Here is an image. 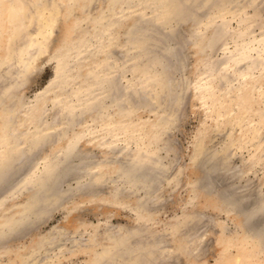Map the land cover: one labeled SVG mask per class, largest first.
I'll return each mask as SVG.
<instances>
[{"label":"bare ground","instance_id":"6f19581e","mask_svg":"<svg viewBox=\"0 0 264 264\" xmlns=\"http://www.w3.org/2000/svg\"><path fill=\"white\" fill-rule=\"evenodd\" d=\"M197 1L198 2L202 1V3L199 2V3H201V6H202L203 2H206V0H196V1H194V0H58L59 5L58 4H57L58 6L56 5V7L58 9H59V6H62V5L66 6L67 11H66V9H64L66 11V13H65V16H63V18H64V20H70V28L66 27V28H69L67 31L66 38L64 39V41L62 43H60L59 46L57 45L58 46L57 48L53 49L52 51H50L48 49V47H49V44L51 41L53 30L55 29L56 17L58 18V16L55 15V14L58 15L57 11L59 12V10H57L56 7H55V9H56L55 12L53 10L52 14H50L51 12L49 13V11H51V10L48 11V14L50 15V17H48V19L46 17L49 15L46 16L44 14L46 16V17L45 16L44 17H45V19H47V21L43 22V24L41 23L42 25L39 27V30H37V33H36L37 35L35 33H34V35L32 34L34 31L32 33H30L28 29L25 30V33H27V34H25V36H27V38L29 40H31V42H28L25 45V47L27 48V52H26V49L22 46V44H15L14 51H13L14 53L10 54V56L8 57V60H6V65L9 64L10 67L14 66V68H15L14 64H16V67H19V68H17L18 70H16V71H18V77L16 76L17 81H14V83L8 82L7 86L3 90L0 91V193H1L0 194V236H2L3 238H7V236L10 235L9 233H12L13 231L18 229L19 227H20L19 229H22L23 227H21V226H25L26 224L28 225V223L31 220L32 221L38 220L36 218H38L42 215L41 213H42L43 207H45V209H44V213H45V210L47 211L48 209H50V207L54 208L55 207L54 205H56L58 202H60V200H62L64 202L63 198L71 190L70 191L67 190L68 193L66 192V195L64 196L66 189H65V191L64 190L61 191L62 188L60 191H58V190L56 191V189L60 183H61V185H65V184H68L72 179L78 181V185L76 183L77 187H76L75 191L80 194V197L86 196V198L88 200L93 201V202L101 201L102 199H106V202H111L114 204H116V203L127 204V200L129 199L131 194L133 192L135 194L136 190L142 189L143 195L136 194V197H134L136 199V201H138L137 202L138 206L135 210V212L138 211L137 213H142L143 211L146 212V209H144V207L146 206L147 202L145 203V206H144V202H145L144 198L145 197L142 198V196H144L146 194L147 195L150 194V196H151V193H149V192H150L151 188H153L155 191L154 187H156L155 185L158 184V183H156V181L157 182H160L161 180H165L167 182L176 181V179L172 181V179L174 177L172 178V176H171L172 174L170 175V172H169L170 170H169V167L167 166L168 164L171 163L175 167L174 160L172 159V160H169L170 161L169 163H165V161H163L165 154L162 158L161 149H165L164 151H167V152L171 150V148H168L170 146L167 145L166 143L164 144V142H165V140H168L167 143L169 142L170 138L167 137L169 139H166V134L169 130H171V128L173 126L174 127L177 126L175 124V122L177 123L178 118H175V116H174V118L170 119L168 115H167V117L162 116L164 114L161 113L162 115L158 117L159 120L161 121L160 122L161 130L156 132L158 130V129H156L155 132L150 133L152 130L153 123H156L155 122L156 119L154 120V122L152 120H149V119H147V120L141 119L139 121L134 120L135 118L131 119L130 118L131 114L136 113V107H135L136 105L133 106L130 99H132V96H131L132 94L138 92V96H139L140 92H144V91H140V90L145 89V90H147V93L145 96H147V94H149V95L153 96L152 99L153 98H154V100L157 99V101L160 102V104L166 103V102H163L162 97L160 99L159 94H158L159 91H161V88L166 86L168 83L166 81L165 76L163 79V78H161L162 76L159 74L166 75V73H168L169 70H172L171 65L168 64L169 62L168 63L166 62L164 54L166 53L167 54L166 58L167 57H168V59L170 58L173 61L172 63L174 65L176 64V66L178 67L179 62L177 59H178V54H179V49H180L178 45H179L180 41L178 42L177 40L181 36L183 37V35H181L178 39H176L177 37H176L175 32H174L175 26L173 28V22H175V20L173 21V19L175 18V15L178 14V12L176 10L179 11L180 8H182L183 9L182 12L185 9L186 10L183 13L184 17H181V18L187 22L188 21L190 22V20L193 21L196 18V15H195L196 13L194 11H195V9L200 7V5L197 8L193 7V6L196 7V4H199ZM210 1H212V0H210ZM237 1L241 2L242 0H237ZM257 1L258 0H250L248 2H250V4H252V5H254L255 3H257ZM10 2H12V4L14 3V5L19 6L20 8L19 7L14 8L13 5H9ZM31 2L34 3L37 1L29 0V2L26 5L22 6L20 0H0V16L2 18L6 19L7 21H10L13 24V28H12L13 30H12V33L10 34L11 37H13V38L16 37V35L14 34V30L16 28H19V26H21L22 22L19 20L20 16L22 15V13L24 11L28 12V10L30 9V3ZM195 2H196V4H195ZM207 3H209L208 0H207ZM34 5H35V3H34ZM189 5L192 6V8ZM36 7L37 6H35L34 8H36ZM99 8H100V12H99ZM149 9L151 10L153 15H154V13H156L155 15H157V19L159 18L162 21L163 26L165 25L164 28L166 29L167 34L169 36H172V38L174 37L173 41L170 42V44L168 43L169 46L168 47L165 46V48H167V51L165 50L164 54L161 52L158 53L157 52L158 50L156 51V49H155L154 45H156L157 42L154 41L153 39H154V36L157 34H155L153 36L154 32H151L152 31L151 29L154 26H152V24H151V26L149 25L151 23V22H149L150 18H147V12L149 11ZM29 11H31V10H29ZM36 11L38 12L39 9ZM175 11H176V13H175ZM225 11L226 10L222 8V10L220 12H218V13L215 12V14L213 13L214 15H213L210 23L209 24L206 23L207 24L206 34L204 33L203 35H201V34L199 35L198 31L200 32V28L198 30L195 23L190 25V28H189L190 35L195 36L196 39H199V38L201 39L203 37H205L203 39L208 38L210 45H212L211 43L218 41V39H220V37L222 36V33H224L225 31H224V28L222 26H220V24L217 25V23H219V19L224 18V14L226 13ZM53 13H55V14H53ZM229 15H231V14H229ZM229 15H226V16H229ZM36 16H39V15H36ZM134 16H138L139 20L137 22L134 21L133 26H128L127 21ZM231 16L234 17L233 15H231ZM250 16L251 15H248V17H246V19L242 20V22L238 21L239 22V29H243L246 25V30H248L247 25L249 24L248 22L251 20ZM29 17H30V14H29ZM44 17L40 16L38 18H40L42 20ZM33 18H35V17H33ZM181 18H179V16H177L176 20L177 19L179 20ZM210 18H211V16H210ZM242 18H244V17H242ZM45 19H43V21H45ZM153 19H154V16H153ZM135 20H136V18H135ZM151 20L152 19H150V21ZM40 22H42V21H40ZM37 23L39 24V22H37ZM61 23H62V21H61ZM63 23H64V21H63ZM152 23L155 24L154 21H152ZM157 25H161V22H160V24L158 22ZM157 25H155V27ZM201 25H203V24L201 23L200 26ZM250 25L251 24H249V26ZM176 28H178V27H176ZM227 28H228V25H227ZM20 29H21V27H20ZM60 29H61V27H60ZM165 29H163L164 32L162 31L163 32V38L164 37L168 38L167 37L168 35L165 36V34H166ZM249 29H250V31H248L245 35L242 33L243 32L242 30H240L237 35L235 34L236 36L234 35L235 41L233 43L235 44L236 47H240L238 50L239 53L229 55L228 61L224 64V68L222 67L223 72L220 71V69L218 68L219 67V66H217L218 60H216L214 58V55L212 54V52L209 55V57L207 59H205L204 61H199L200 58L197 57L196 55L194 56V62L195 63L200 62L197 64L200 67L197 68V71L194 75H193V73L191 74V77H190L189 70L188 69L186 70L184 68L185 71H183V72L187 74V80H186V76L184 75L185 81H183V83H180V84L178 83L179 84V87H178L179 88L178 89L179 95H178V98L175 97V99H177V105L174 104L176 107L181 108V106H182L181 104L186 99L185 93H187V91H190L192 93L191 96L193 97L194 101H196L197 104L199 103V104H202V105L204 104L207 106L208 103L210 101H212V99H213L212 97L215 96V93L217 95L218 92L220 93V100H222L225 103L227 100H229V98H227V96L230 95V94H228V91L231 89L230 87L228 88V86H227L228 83H226L229 81V79L227 81V76H228L227 74L230 70H231V72L235 73L238 77H241L239 79L238 85L235 88L236 96L238 99V100H235L236 104H238V101H239V103H241V102L244 103V100H246L248 98L247 96H251V97L256 96L258 89L261 90L259 88L260 84L264 85L263 77L260 78L264 74L262 72L260 75H252V74L249 75V73L247 71L250 69L248 65L253 64L252 66H254V64L256 63V61L254 60V58L256 56L252 59L254 51L255 50L260 51V49L262 48L261 51L264 52V37H258L256 39L253 35L254 33L252 31V27H249ZM55 31H56V29H55ZM62 32H63V28H62ZM38 33L41 35H39ZM136 33H138V35L140 34V37L137 36ZM160 33H158V34H160ZM177 33H179V31ZM244 33H245V31H244ZM225 34H224V36H225ZM121 35H126L127 42H126V45H124V46L126 48L130 49V52H133L132 50H135L134 49L135 47H140V46L141 47H140V51L138 53H130L127 50L128 52H126V54L123 52L119 57V58H121L120 60H122L123 57H126L125 58L126 61L124 59L126 64H124V65H127V68L129 69L127 71L128 72L131 71L133 74V77H131L132 78L131 82L129 80H127V81H129V83L127 85L128 87L126 86L128 89V92L126 95H124V98L121 99L122 102L121 101L117 102V100H119V99L117 98L115 90H116V87L118 86V83L121 82V79H123L126 76L123 73L127 69V68L125 69V66L122 65L123 63L121 64L119 62L120 60H118V58L114 52V50H116L117 46H118V37H120ZM177 35H179V34H177ZM224 36H222L223 39H224ZM157 37L159 38L162 36L158 35ZM158 38H156V39L158 40ZM172 38L170 37V39H172ZM222 38H221V40H222ZM11 40H13V39H11ZM55 41H57V40L55 39ZM153 41L156 42V44H154ZM198 44L196 46H198ZM190 45H191V43H190ZM194 45H195V43H194ZM204 46H202L203 47L202 49L206 48V47L204 48ZM198 47H200V46H198ZM222 48L223 49L225 48L224 44L222 45ZM20 49L21 50L23 49L22 53L26 52L23 59L19 58L20 57V55H19ZM136 50H137V48H136ZM136 50L134 52H136ZM200 50L201 49H199V51ZM31 51H33V53ZM214 51H216V48L214 49ZM203 52H204V50H203ZM16 53H18V54H16ZM127 53H129V54H127ZM259 53H261V52H258V54ZM41 54H46L47 55L46 59L48 61L54 62V64H55L54 72H53L52 77L49 79L48 83L42 88V90L39 93H37L36 95H34V97L32 99H28L25 96V94L23 93V89L31 81L33 72L35 70L34 68L37 66V65L35 66V61L38 59V57H40ZM17 55H18V58H16ZM143 58H144V60H143L144 65H142L143 64L142 63ZM197 59H198V61H197ZM17 60H18V64H17ZM176 60H177V63H175ZM121 62H123V61H121ZM154 65L160 66V69H158V70L153 69ZM221 65H223V64H221ZM262 65L260 64L259 67ZM139 66H142V69H140V68L138 69L137 67H139ZM262 68H264V65L262 66ZM255 69H256V67H255ZM9 70H10V68H9ZM16 75H17V72H16ZM12 77H15V76H12ZM9 78H8V80H10ZM16 78H15V80H16ZM180 78H181V76H180ZM228 78H229V76H228ZM219 79L222 80V84H223L221 89H218L217 86L216 87L214 86V85H216V81ZM225 79H226V81H225ZM175 80H176V78H175ZM158 81H159V84H156V82H158ZM176 81L174 82V84H176ZM12 82H13V80H12ZM178 82H181V81H178ZM189 83H191L190 87H188ZM4 84H5V82H4ZM153 84H156L158 86L153 85ZM178 84H177V86H178ZM175 87L176 86H174V88ZM170 92L171 91H169V93L167 92L165 94L171 95L172 93H170ZM154 93H157L158 95L157 94L153 95ZM263 93H262V95H263ZM141 95L143 96V94H141ZM149 95L146 99L149 98ZM174 95H175V93H173L172 96H174ZM130 96H131V98H130ZM142 96H141V98H143ZM231 97H233V95ZM163 98H164V95H163ZM166 98H170V96L166 97ZM172 98H174V97H172ZM262 99H263V97H262ZM143 100L145 102V99H143ZM150 100H151V98H150ZM154 100H152V101H154ZM129 101L131 102L132 105L130 104ZM132 101H133V99H132ZM161 101H162V103H161ZM164 101H165V99H164ZM155 102H156V100L154 101V103ZM119 103H122V107L119 106V105H121ZM157 104L159 105V103H155L156 106H158ZM211 104H212V102H211ZM233 104L234 103H232L231 105H233ZM123 105H124V107H123ZM152 105H153V103H152ZM117 106L119 108H121V110L116 109ZM156 106H153V108L155 107V110H156ZM159 106H161V105H159ZM163 106H164V104H163ZM209 106L210 105L207 106V109H210ZM50 107H52V110L54 109L56 111H54V110L51 111ZM107 107H108V109H107ZM112 107H114V110H113L114 112L110 116L109 110ZM165 107H167V106L165 105ZM182 107H184V106H182ZM224 107H226V104H224ZM180 108H178V109H180ZM170 109H173L171 112L174 111V108H170ZM218 109H220V108H218ZM260 110H261V108H260ZM111 111H112V109H111ZM217 111H219V110H217ZM226 111H228V108ZM255 112H257V111H255ZM166 113H167V111H166ZM174 113H176V112H174ZM134 114H133V116H134ZM177 115H178V113H177ZM58 117H59V121L62 119L60 121L61 123H59L57 121ZM63 117H65V118L67 117L66 118L67 120ZM156 117L157 116L155 115V118ZM47 118H48V120H50L49 122H48ZM77 118H79V120H77ZM221 118H223V117H221ZM239 118L241 119V118H243V116L239 117ZM245 118H246V116H245ZM55 119H57V120H55ZM63 119H64V121H63ZM174 119H176L177 121L174 122ZM65 120H66V122H65ZM218 120H220L219 117H218ZM157 122H159V121H157ZM252 122H254V120ZM62 123L64 125H66V128L61 129L60 133L57 134L56 138L55 137H54V139L51 138L52 137L51 133H53L52 131H56L57 129L59 130V128H61V126L63 125ZM92 125H93V127H91ZM157 125H159V124L157 123ZM217 125H216V128H217ZM241 126H242V124H241ZM176 128H178V126ZM216 128H213V129L217 130ZM225 129H227V128H225ZM248 131H251V130H248ZM230 133H232V132H230ZM230 136H231V134H230ZM108 137H110V138L108 139ZM155 137L157 139L153 140V138H155ZM232 137H233V135H232ZM119 141H124L127 145H125L124 147H121L118 144H116V143H119ZM173 141H171L169 143H172ZM84 143L88 144V146L90 145L91 148L93 147V150L94 149L99 150L100 155L95 157L96 154L91 153L92 149L82 148ZM120 143H122V142H120ZM129 144H133L137 148L135 147L134 149H132ZM162 144H164V145H162ZM172 144H174V143H172ZM211 144H213V143H211ZM243 144H242V146H243ZM198 145H200V144L198 143ZM105 147H109V148H105ZM171 147H172V145H171ZM201 147L202 146H200V148ZM202 149H203V147H202ZM148 150L152 151L155 156L152 155V157L151 156L149 157V154L148 155L146 154ZM211 150L208 152H210V153L213 152ZM197 151H196V153H198ZM214 151H215V149H214ZM216 151H218V150H216ZM216 153L218 154V152H216ZM216 153L214 152L213 154H216ZM216 155H214V156L216 157ZM128 156H131L132 159L127 160ZM198 156H199V153H198L197 157ZM201 156H202V154H201ZM201 156H199V158ZM194 157L192 158V161H196L194 159H198V158H196V155ZM203 157H204V155L202 156V158ZM211 158L212 159H210V161L213 160L214 157L212 156ZM176 159H177V156H176ZM200 160H201V162L202 161L208 162L206 160H202V159H200ZM25 161H31L30 162L31 166H34L36 163L37 164L42 163V167L40 169H35L34 171H31L30 174L29 173L24 174L23 173V170H24L23 167H25L24 166ZM218 161H219V159H218ZM226 161H228V160H226ZM176 162H179V161H176ZM213 162H215V161L213 160ZM31 163H33L34 165H32ZM210 163H212V161ZM198 165H200V167H201L200 162L198 163ZM212 165H214V163ZM26 166H27V164H26ZM31 166H30V168H32ZM203 166H204V164H203ZM231 166H233V165H231ZM27 167H29V164ZM27 167L25 169H27ZM35 167H36V165H35ZM126 167H128V168H126ZM202 167H201V169H202ZM205 167L206 166H204V168ZM222 167H223V165H222ZM222 167H220V168H222ZM208 168L209 167L207 166V169ZM214 168H216V167L212 166V168H210L207 172L205 171L210 176L209 177L207 175L208 176L207 177L208 179H206L207 184H206V181H204V182L201 181V183H205V185H207V186H205V188L207 187V191H206L205 195L208 197L210 195H212V192L214 191V190L211 191V186L213 184H215V186H216V184L218 185V182H219L217 180L218 172H217V170H214ZM92 169H94V170L97 169V171H98L97 174L91 176L90 171ZM217 169H219V167ZM225 169H227L229 171V167L228 168L225 167ZM230 169H231V167H230ZM232 170H234V169H232ZM232 170H230V171H232ZM181 171H178V172L181 173ZM178 172H177V174H178ZM200 172H201V170H200ZM109 173L113 174L112 176L115 175L114 176V182L116 183L115 185L118 186L119 184H123L122 188H118V189L116 188L117 189L116 190L114 187L113 189H115V191H114L115 193L111 192V191L110 192L104 191L103 195H99V193H94L93 191H91V190L96 189L95 185L92 184L93 189L90 190V192H92V193L89 192V195L86 194L88 192L87 187H89L91 185L90 183H95V182L97 183L99 181L101 182L102 180L104 181V182L103 181L102 182L105 183L107 181V179L105 181V177ZM222 173H223V171H222ZM222 173H220V174H222ZM238 173H239V171H238ZM244 173H246V172H244ZM232 174H233V172H232ZM233 175H235V174H233ZM240 176L242 177V175H240ZM240 176H237V177H240ZM89 178H90V183H89L90 185L88 183H86L87 182L86 180H88ZM108 180H110V179L108 178ZM111 180H113V178ZM216 181H217V183H216ZM99 183H97V185ZM173 183H175V182H173ZM196 183H197L196 185H199L198 182H196ZM201 183H200V185L203 188V184H201ZM221 183H222V181H221ZM221 183H219V184H221ZM21 184H23V185H21ZM169 185H170V183H169ZM230 185L228 186V190H227V188L225 189L226 191L224 190L225 187H223L224 192H223V190H221L222 194L221 193L218 194V192H217L218 198H220L222 205L224 207L223 211H225L227 214H229L231 216L233 214H238V215L242 216L241 224L244 227V229L240 226L241 229L239 228V230L236 233L230 234V237H228L226 240L232 239V241H234V243L236 245L235 247H239V245L241 246V245L245 244V242H247V241L249 242L248 243L249 246L251 244H253V246H254V244H255L256 248L257 247L259 248L257 251L258 257L264 258V230L263 229L261 230L260 227L258 226V225H260L262 227L264 225V224L261 225V223L263 222V219H264V213H263V217H262V215H261L262 213L260 212V210H264V199L261 200L262 199L261 195L260 196L258 195L259 198L261 197L259 199V201L260 200L262 201L261 204L258 205L257 203H255L254 200L251 199L252 198L251 194H250L251 198L249 197L248 192H247L248 196L246 197V195L244 194V191L246 192L247 190L243 189V192H242L238 186L237 187H238L239 191L242 192V193H238V194H240V196L236 193V190H235V193L231 192V194L233 193L231 195L228 192L229 189H231V188H229ZM20 186H23V187H21L19 189L18 187H20ZM193 186L196 187L195 185H193ZM215 186L213 185L212 188L213 187L215 188ZM253 187H256V186H253ZM216 188H218V187H216ZM100 189H101V186H100ZM128 189H130V191L132 193L129 192ZM153 189H151V190L153 191ZM235 189H237V188H235ZM255 189H257V187L254 188V190H251V189L250 190L252 192L253 191L256 192ZM140 190H139V192H140ZM232 191H234V190H232ZM144 192H145V194H144ZM225 192H227L229 195H226ZM100 193H101V191H100ZM193 193H195V192H193ZM215 193H216V190H215ZM97 195H99V196H97ZM157 195H159V194L156 193V198L158 200H160ZM21 196L24 197V200L21 202H17L18 198ZM253 196H254V194H253ZM258 196H257V198H258ZM146 197L149 199L148 196H146ZM151 197H150V200H152V198H153V197L152 198ZM254 198H256V197H254ZM192 199H194V198H192ZM81 200H83V199H81ZM155 200H154V203H157V202H155ZM83 201H85V200H83ZM259 201H258V203H260ZM131 203L132 202H129V204H131ZM151 203H153V201ZM255 204H257L258 206H256ZM52 206H54V207H52ZM133 206H135V204ZM57 207H58V204H57ZM131 209H132V207H131ZM4 210L7 212V214H3ZM49 211H52V209ZM49 211H47V212H49ZM258 211L261 213L260 217H262V218H257V216L255 215V214H259ZM262 212H264V211H262ZM43 215H45V214H43ZM48 215H50V214H48ZM138 216H139L138 218L140 219V217L142 215L141 216L138 215ZM44 217L46 218V215ZM44 217L42 216V218H44ZM210 218H212V220H213V217H210ZM34 219H36V220H34ZM212 220H211V222H212ZM111 226L114 227V225H111ZM33 228H34V226H33ZM262 228H264V226ZM26 229H27V227H26ZM26 229H25V232L27 231ZM62 229L60 228L61 231H62ZM52 230H51V232H52ZM18 231H20V230H18ZM28 231H29V229H28ZM59 231H56V232L58 233ZM15 232H17V230ZM85 232L86 231H84V233ZM107 232H109V231H107ZM110 232H109V234H110ZM12 234L15 235L16 233H12ZM12 234H11V236H13ZM50 234L48 233V236H44L45 238H43V239H45V240H46V238L49 239ZM58 234H61V232H59ZM62 235H64V234H62ZM104 235H106V234H104ZM80 237L81 236H79V239H80ZM93 237L95 238L97 236L94 235ZM93 237H92V239H93ZM232 237H234V239ZM50 238H51V236H50ZM105 238H106V236H105ZM108 238H110V236ZM113 238H112V240L115 239V238L114 239ZM118 238H119V236H118ZM199 238H203V237H199ZM119 239H121V238H119ZM1 240H2V238L0 239V241ZM45 240L44 241L42 240V243L45 242ZM56 241H58V239ZM88 241H89V238H88ZM2 243H3L2 246H0V253L1 254L4 251L10 250L11 240L10 241L9 240H5V241L3 240ZM42 243L41 244L38 243L37 246H34V252L35 251L37 252V250L38 251L40 250V247H41L40 245H42L41 249L44 247ZM46 244L47 243H45V245ZM76 244L78 245V243H76ZM88 244H90V242ZM94 244H95V242H94ZM147 247L148 246H145V248H147ZM149 247H151V246H149ZM29 248H31V247H29ZM75 248H76V246H75ZM136 248H134L133 250H135ZM138 248L139 249H137V250H141L140 247H138ZM31 249H33V248H31ZM101 249H102V247H101ZM144 250H147V249H144ZM28 251L29 250H27L26 252H28ZM34 252H32L33 257L37 255V253L35 252L36 253V255H35ZM99 252H101V251H96L98 256H100ZM144 252H143V254H144ZM46 253H48V252H46ZM30 254H31V252H30ZM101 254H104V251ZM1 256H3V255H1ZM24 256L21 255V257L18 260L24 259ZM28 256H29V254H28ZM37 256H39V255H37ZM31 257L32 256L27 257L28 258L27 260L30 261L29 259ZM95 257H96V255H95ZM101 257H103V256L101 255ZM102 259H104V257ZM107 259H109V258H107ZM27 260L25 262H27ZM95 260H96L95 264L102 263L101 261H99L98 258ZM12 261H16V260L11 259L10 262H12ZM37 262H40V261H37ZM37 262H36V264H37ZM104 262L106 263V261H104ZM15 264H17V262ZM23 264H25V263H23ZM45 264H46V262H45Z\"/></svg>","mask_w":264,"mask_h":264},{"label":"rangeland","instance_id":"374dc122","mask_svg":"<svg viewBox=\"0 0 264 264\" xmlns=\"http://www.w3.org/2000/svg\"><path fill=\"white\" fill-rule=\"evenodd\" d=\"M20 1H21L22 6L26 5L29 2V0H20ZM33 1H37L38 3L34 2L35 3V5H34V3L31 2L32 4L30 3V9H29L31 11H29L27 9L28 12L24 11L25 13L23 12L24 14L22 13V15L20 16L19 20L22 22V24H21V26H19V28H16L14 30V34L16 35L15 38L10 36V34L12 33V30H13L12 29L13 24L10 21H7L6 19H4L0 16V91L3 90L7 86L8 82L14 83V81H17L16 76L18 77V71H16V70H18L17 68H19V67H16V64H14L15 68H14V66L10 67L9 64L6 65V60H8V57L10 56V54L14 53L13 51H14L15 44H22V46L26 49V52H27V48L25 47V45L28 42H31V40H29L27 38V36H25V34H27V33H25L26 29H28L30 33H32L34 31L32 33L33 35H34V33L36 34L37 30H39V27L43 24V22H46L48 17H50V15L48 14V11L51 10V11H49V13L51 12L50 14H52L53 10H54V12L56 9L59 10V12L57 11L58 15L53 13L56 16H58V18L56 17V22H55V29L57 32L55 31V29L53 30L51 41H50V44L48 47V49L50 51H52L53 49L57 48L60 45V43H62L64 41V39L67 36V31L70 28V20H64V18H63V16H65V13L67 11L65 5L59 6V9H58L56 7L57 4L59 5L58 0H33ZM194 1H196V0H194ZM248 1H250V0H245V1L242 0L241 2H239L237 0H212V1L208 0L209 3H207V0H206V2H203L202 6H201L202 1H199L201 3H199L197 1L199 4H196V2H195L196 7L195 6H193V7L197 8L200 5L201 8L198 7L199 9L197 8V9H195V11L193 10L196 13L195 14L196 18L194 19L195 21L190 20V22L189 21L187 22L181 18V17H184L183 13L186 9L183 12H182V10H183L182 8H180L179 11L176 10L178 12V14L175 15V18L173 19V21L174 20H175V22L177 21L176 23L173 22V28L175 26V30H176V31L174 30L175 35L177 37L176 39H178L181 35H183V37L181 36L177 40L178 42L180 41L179 45H178L180 49H179V54H178V59H177L179 62V65H178L179 68L176 66V64L174 65L172 63L173 61L170 58H169L170 60L168 59V57L166 58V55H167L166 53L164 54V51L165 50L167 51V48H165V46L168 47L169 46L168 43L170 44V42L173 41L174 37L172 38V36H169L167 34L166 29L164 28L165 25L163 26L162 21L159 18H158L159 20L157 19V15H155L156 13H154V15H153L150 9L147 12V18L152 19L151 21L149 19V22H151L149 25L151 26V24H152V26H154V27H152L151 32H154V34L152 33L153 36L155 34H157V35H155L156 37L154 36V39H153L154 41L157 42V44H156V42L153 41L154 44H156V45H154L155 49H156V51L158 50L157 51L158 53L161 52L164 54L165 60L167 63L169 62L168 64L171 65L172 70H169V72L166 73V75L159 74L162 76L161 78H163V79L165 76L166 81L168 82V83L166 82L167 85L164 86L163 88H161V91H159V93H158L160 99L162 97L163 102H166V103H163L164 106H163V104H160V102H158L157 99H155L156 100L155 103H159V105H161V106H159L157 104L158 106H156L154 103V101H155L154 98L152 99L153 96H151L149 94H147V96H145L147 93V90L141 89L140 91H144V92L139 91L140 97L138 96V92L131 95L133 101H132V99H130V100H131L133 106L136 105L135 106L136 107V113H135L136 115L133 113L134 116H133V114H131L130 118L131 119L135 118L134 120H136V121H139L141 119H146V120L149 119V120H152L153 122L156 119V121H155L156 123H153L152 130L150 133L155 132L156 129H158L156 132L161 130V125H160L161 121L158 118L159 116L162 115L161 113L164 114L162 116L167 117V115H168L170 119L174 118V116H175V118H178V121L176 119H174V122L175 121H177V123L179 122L178 124L175 122V124L178 126V128H176L177 126H175V127L173 126L171 128V130H169L166 134V139L170 138L169 142L174 140L172 142L174 144L169 143V142L167 143L168 140H165V142H164V144L166 143L167 145L170 146L168 148H171L172 151L170 150L167 152V151H164L165 149H161L162 152L160 151L162 158L165 154V157L163 158V161H165V163H169L170 162L169 160H172V159L174 160L175 167L171 163L168 164L167 166L169 167L170 175L172 174L171 175L172 178L174 177L172 179V181L176 179V181H173L175 183H173L171 181L167 182L165 180H161L160 182H157L155 180L156 183H158L156 185L154 184L157 188L154 187L155 191L153 188H151V189H153V191L150 189V192H149V193H151V196L153 198L150 196L149 193H148L149 195L146 194V195L142 196V198L145 197L144 198L145 199L144 206H145V203L147 202L146 206H145L146 208L144 207V209H146V212L143 211L144 212V213L142 212L143 214L137 213L138 211L135 212V210L138 206V203H137L138 201H136V199L134 198V197H136V194L143 195L142 189L136 190L135 194H134V192L132 193L130 191V189H128L129 192H131L132 194L129 197V199L127 200V204H121V203L114 204L111 202H106V199H102L103 200V201L101 200L102 202L101 201L93 202V201L88 200L86 198V196L80 197V194L75 191L76 187H77L76 183L78 185L77 180L72 179L74 182L71 180L68 184H65V185H61V183H60L59 184L60 187L58 186L56 191L57 190L60 191L61 188H62L61 191H63V190L65 191V189H66L65 194H64V196H65L66 192L68 193V191L71 190L63 198L64 202L62 200H60V202L57 203L58 207L56 204V205H54L55 207L52 206L54 208L50 207V209L47 210V211H49L52 209V211L47 212L45 210V213H44L45 207H43V210L41 213L42 215L40 217L36 218L38 220H36V219H34L36 221L31 220L28 223V225L26 224L25 226H21V227H23L22 229H19L20 228L19 227L18 229H16L18 233L15 232L16 230L12 232V233H16L15 235L12 233H9L10 235L7 236L8 239L0 236V239L2 238V240L0 241V246H2L3 240L4 241L5 240L10 241L11 240L10 250L4 251V252H2V254L0 253V264H15L16 262H17V264H23V263L26 264L27 262H28L27 264H29V263L32 264L33 262H34L33 264H36L37 261H40V262H37V264H39V263L45 264V262H46V264H95V261H96L95 259H97V258L103 264H264V258H259L257 255V251L259 248L258 247L256 248L255 244H254V246H253V244H251L249 246V244H248L249 242L247 241V242H245V244H243L241 246L239 245V247H235L236 245H235L234 241H232V239L231 240L228 239L229 241L226 240L228 237H230V234L236 233L239 230V228L241 229V227H242L244 229V227L241 224L242 216H240L238 214H233L232 216L227 214L225 211H223L224 207L222 205L220 198H218V194L219 193L222 194L221 190H223V187H225L224 190L226 188L228 190V186L231 184L229 188H231L234 191L229 189V191H228L229 194H231V192L235 193V190H236L237 194L242 193L243 189H244V190H247L246 192L244 191V194L246 195V197L248 195L250 197V194H251L252 198L251 197L250 198L252 200H254L255 203H257L258 205L261 204V202H262L261 200L264 199V196H263L264 195V111H263L264 110V106H263L264 105V102H263L264 101V96H263L264 95V93H263L264 92V85L260 84L259 88L261 90L258 89V92L256 94L257 97L256 96H254V97L247 96L248 98L246 100H244V103H242V102L239 103V101H238V104H236L235 100H238V99L236 96L235 88L238 85L239 79L241 77H238L235 73L231 72V70H230L227 74L229 76V78L227 76V81H228V79H229V81L226 82V83H228V85H227L228 88L229 87L231 88L229 90L230 92L228 91V94H230V95L227 96V98H229V100H227L228 102L226 101L227 103L226 102L224 103L222 100H220V93L218 92L217 95L215 93V96L212 97L213 98L212 101H210L208 103V105H210L209 106L210 109H207L208 105L206 106L204 104L203 105L199 104V103L197 104L196 101H194L193 97L191 96L192 93L190 91H187V93H185L186 99L181 104L184 107L181 106V108H180V107L175 106V105H177V99H175V97L178 98V95H179L178 94L179 84L183 83V81H185V76H186V80H187V74L184 73L183 71H185V69L186 70L188 69L190 72V77H191V74L193 73V75H194L197 71V68L200 67L199 65H197L200 62H198V63L194 62V56L195 55L200 58L199 61H204L205 59H207L209 57V55L212 52V54L214 55V58L216 60H218V64H217V66H219L218 68L220 69V71H222V69L224 68V64L228 61L229 55L239 53L238 50L240 47H236L233 42L235 41V36L238 34V32L240 30H242L243 32L242 31L241 32L245 35L248 31H250L251 28L249 29V27H252V31L254 33L253 35L256 39L258 37H264L263 36L264 35V0H260V1L258 0L259 2L257 1V3H255L254 5L250 4V2H248ZM12 2H10L9 5H13L14 8L19 7V6L14 5V3L12 4ZM33 6L34 7L37 6V7L34 8ZM55 7H56V9H55ZM190 7L192 8V6H190ZM222 8L226 10L225 11L226 13L224 14V18L219 19V23H217V25L220 24V26H222L224 28L225 32L223 31L224 33H222V36H224V34L226 33L224 36V39L221 36L220 39H218V41L211 43L213 45L212 46V45H210L208 38L203 39V38H205V37H203L201 39L200 38L196 39L195 36L190 35L189 28H190V25H192L193 23L196 24V27L198 30L200 28V32L198 31L199 35L200 34L203 35L204 33L206 34V32H207V30H206L207 24L206 23L209 24L213 15L215 14V12L216 13L220 12L222 10ZM38 9H39V11L37 12L36 10H38ZM64 9H66V11ZM176 11H175V13H176ZM99 12H100V8H99ZM29 14H30V17H29ZM44 14L46 16L47 15H49V16L46 17ZM229 14L233 15L234 17H232ZM36 15H39V16H36ZM226 15H229V16H226ZM248 15H251L250 16L251 20L248 22L251 25L250 26H249V24L247 25L248 30H246V25L243 29H239V22L238 21L242 22V20L246 19V17H248ZM40 16L41 17L45 16L47 19H45V17H44L43 19H45V21H43V19L41 20L40 18H38ZM153 16H154V19H153ZM177 16H179V18H181V19L176 20ZM210 16H211V18H210ZM33 17H35V18H33ZM242 17H244V18H242ZM135 18H136V20H135ZM138 20H139V17L134 16L127 21V24H128V26H133V22L134 21L137 22ZM40 21H42V22H40ZM61 21H62V23H61ZM63 21H64V23H63ZM152 21H154L155 24H153ZM157 21L159 22V24L161 22V25H157L158 24ZM37 22H39V24ZM201 23L203 25L200 26ZM155 25H157L158 27L156 26L157 27L156 28ZM227 25H228V28H227ZM20 27H21V29H20ZM60 27H61V29H60ZM66 27H69V28H66ZM176 27H178V28H176ZM62 28H63V32H62ZM163 29H165V32H166L165 36L168 35L167 36L168 38H165V37L163 38V32H164ZM178 31H179V33H177ZM244 31H245V33H244ZM158 33H160V34H158ZM177 34H179V35H177ZM39 35H41V34H39ZM136 35L140 37V34L138 35V33H136ZM158 35L162 36V37L158 38L157 37ZM170 37L172 39H170ZM156 38H158V40ZM221 38H222V40H221ZM11 39H13V40H11ZM55 39L57 41H55ZM126 39H127L126 35H121L120 37H118V46H117V49L114 50L118 60L121 59L119 57L123 52L125 54L128 51L130 52V49H128L124 46V45H126V42H127ZM190 43H191V45H190ZM194 43H195V45H194ZM197 44L201 48L196 46ZM223 44H224L225 50L222 48ZM202 46H204V48L205 47L206 48L202 49L203 48ZM140 47H135L134 48L135 50L137 48L136 52H134L135 50H132L133 52H130V53H138L140 51ZM215 48H216V51H214ZM199 49H201V50L199 51ZM22 50L20 49V51H19L20 52L19 53L20 59H23L25 56V53H26V52L22 53L23 52ZM203 50H204V52H203ZM261 50H262V48L260 49V51L255 50L253 53L252 59L256 56L254 58L256 63L254 62L255 63L254 66H252L253 64L248 65L250 68V69L248 68L249 70L247 71L249 73V75H251V74L252 75H260L262 72L264 74V68H262V66L264 65L263 64L264 63V52H262ZM31 52L33 53V51H31ZM258 52H261V53L258 54ZM16 54H18V53H16ZM127 54H129V53H127ZM41 55L35 61V66L36 65L37 66L34 68L35 70L33 72L31 81L23 89V93L25 94V96L28 99H32L34 97V95H36L37 93H39L42 90V88L48 83L49 79L52 77L53 72H54V67H55L54 62L48 61L46 59V56H47L46 54H41ZM16 58H18V55L16 56ZM125 58L126 57H123V59L119 61L121 64L123 63L122 65L126 64ZM124 59H125V61H124ZM143 60H144V58L142 59V63H143ZM177 60L175 63H177ZM121 61H123V62H121ZM197 61H198V59H197ZM17 64H18V60H17ZM221 64H223V65H221ZM260 64L261 65L263 64V65L259 67ZM142 65H144V63ZM124 66L126 69L127 65H124ZM154 67H153V69H157V70L160 69V66L154 65ZM255 67H256V69H255ZM9 68H10V70H9ZM137 68L142 69V66H139ZM127 70H129V69L127 68L124 71L123 74H125L126 76L123 79H121V82L118 83L119 87L117 86L116 90H115L117 98L119 99V100H117V102L118 101L122 102L121 99H123L124 95H126L128 92V89H127L128 86L127 85L129 83V81L131 82V79H132L131 77H133L132 72L131 71L128 72ZM16 72H17V75H16ZM12 76H15V77H12ZM180 76H181V78H180ZM262 77H263V81H264V75H262L260 78H262ZM8 78L10 80H8ZM15 78H16V80H15ZM175 78L177 81L175 80ZM12 80H13V82H12ZM127 80H129V81H127ZM175 81H176V84H174ZM178 81H181V82H178ZM217 81H216V85H214V86L215 87L217 86L218 89H221L222 85H223L222 80L219 79ZM225 81H226V79H225ZM4 82H5V84H4ZM156 84H159V81L156 82ZM156 84H153V85H156ZM177 84H178V86H177ZM190 85H191V83H189L188 87H190ZM156 86H158V85H156ZM174 86H176L177 88L176 87L174 88ZM169 91H171L170 92V93H172L171 95L165 94L167 92L169 93ZM173 93H175L174 96H172ZM262 93H263V95H262ZM141 94H143V96ZM155 94H157V93H154L153 95H155ZM231 94L233 95V97H231L232 96ZM148 95H149V98L146 99L148 97ZM163 95H164V98H163ZM131 96H130V98H131ZM141 96L143 98H141ZM169 96H170V98H166ZM172 97H174V98H172ZM262 97H263V99H262ZM150 98H151V100H150ZM143 99H145V102ZM164 99H165V101H164ZM152 100H154V101H152ZM131 102H130V104H131ZM211 102H212V104H211ZM152 103H153V105H152ZM161 103H162V101H161ZM232 103H234V104L231 105ZM119 104H121L119 106L122 107V103H119ZM172 104L173 105L175 104L174 105L175 107ZM224 104H226V107H224ZM165 105L167 107H165ZM153 106H156V110H155V107L153 108ZM123 107H124V105H123ZM170 108H174V111L171 112L173 109H170ZM178 108H180V109H178ZM218 108H220V109H218ZM227 108H228V111H226ZM260 108H261V110H260ZM50 109H51V111L54 110V109L52 110V107H50ZM107 109H108V107H107ZM111 109H112V111H111ZM116 109L121 110V108H119L118 106ZM113 110H114V107L110 108V110H109L110 116L114 112ZM163 110L164 111L166 110L168 114L166 113V111L164 112ZM217 110H219V111H217ZM54 111H56V110H54ZM255 111H257V112H255ZM174 112H176V113H174ZM177 113H178V115H177ZM155 115L157 116L156 118H155ZM220 116L223 118H221ZM242 116L244 119L241 118L242 119L241 120L239 117H242ZM245 116H246V118H245ZM218 117L220 120H218ZM63 118H65V117H63ZM47 120H48V118H47ZM55 120H57V119H55ZM66 120H65V122H66ZM77 120H79V118H77ZM253 120H254V122H252ZM49 121L50 120H48V122ZM57 121L59 123H61L59 121V117H58ZM63 121H64V119H63ZM157 121H159V122H157ZM157 123L159 125H157ZM241 124H242V126H241ZM216 125H217V128H216ZM91 127H93V125ZM65 128H66V125L63 124L61 126V128H59V130L57 129L56 131H52L53 133H51V136H52L51 138H53V139H54V137L56 138L57 134L60 133L61 129H65ZM213 128H216L217 130H215ZM225 128H227V129H225ZM248 130H251V131H248ZM230 132H232V133H230ZM230 134H231V136H230ZM232 135H233V137H232ZM167 137H169V138H167ZM109 138L110 137H108V139ZM156 139H157L156 137L153 138V140H156ZM120 142H122V143H120ZM198 143L200 145H198ZM211 143H213V144H211ZM116 144H118L121 147H124L125 145H127L124 141H119V143H116ZM164 144H162V145H164ZM242 144H243V146H242ZM129 145L132 149H134L136 147L133 144H129ZM171 145L175 150L171 147ZM200 146H202L203 149H202V147L200 148ZM82 148L92 149L91 153L96 154V156L94 155L95 157L100 155L99 150H97V149L93 150V147L91 148V146L90 145L88 146V144L84 143ZM105 148H109V147H105ZM213 148L215 149V151ZM210 150L213 152H211V153L208 152ZM216 150H218V151H216ZM149 151L150 150H148L146 153L147 155L149 154V157L150 156L152 157V155L155 156L152 151H150V152ZM196 151L199 153V156H201V154H202V156L204 155V157L203 158H202V156L200 158H199V156L197 157L198 153H196ZM214 152L215 153L218 152V154L217 153H216L217 155L213 154ZM210 154L211 155L213 154L212 155L214 157L213 160L215 162L217 161L216 163L213 162V160H211L212 163H210L211 162L210 159H212L211 158L212 156ZM195 155H196V158H198V159H194L196 161H192V158ZM214 155H216V157ZM176 156H177V159H176ZM130 157L131 156H128L127 160H129V159L131 160L132 157L131 158ZM200 159L206 160L208 162L202 161L203 162L202 163ZM218 159H219V161H218ZM175 160L179 161V162H176ZM226 160H228V161H226ZM30 162L31 161H25L24 162L25 167L22 166L24 169L23 170L24 174L25 173L30 174L31 171H34L35 169H40L42 167V163H39V164L36 163L35 164L36 167H35V165L33 163H31V164L34 166H31ZM197 162L198 163L200 162L201 167L203 166V164L206 167L204 168V166H203L201 169L200 165H198ZM218 162L219 163L221 162V163L219 164ZM213 163H214V165H212ZM26 164H27V166L29 164V167H27ZM225 164L227 166L229 165L228 166L229 171L232 169H234V170L229 172L227 169H225V167L228 168ZM211 165L213 167H216V168H214V170H217V172H218L217 180L219 181L218 182L219 186L217 184H216V186H215V184H213L215 186V188L213 187L214 188L213 189L212 188L213 185H212L211 191H213V190L214 191L212 192V195H210L208 197L205 195L206 191H207V187L205 188V186H207V185H205V183H201V181L204 182V181H206V179H208L207 177L209 175L206 172L210 168H212ZM222 165H223V167H222ZM231 165H233V166H231ZM30 166L32 168H30ZM207 166L209 167L208 169H207ZM26 167H27V169H25ZM218 167H219V169H217ZM220 167H222V168H220ZM230 167H231V169H230ZM126 168H128V167H126ZM92 170L90 171L91 176L97 174V172H98L97 169H95V170L92 169ZM200 170H201V172H200ZM221 170L223 171V173ZM237 170L239 171V173ZM178 171H181V173ZM177 172H178V174L179 173L180 174L178 175ZM232 172L235 175H233ZM244 172H246V173H244ZM220 173H222V174H220ZM110 174L111 173H109L105 177V181L107 179V181L105 183H103L104 182L103 180H102L103 182L101 181L102 183L99 181L102 185L99 182H97V183H99L98 185L96 182H95L96 184L90 183V178L88 180H86L87 181L86 183H88V184L90 183L91 185L90 184L89 185L91 187H92V184H94L95 188L97 189L96 190L94 188L95 190H91V189H93V187L91 188L89 186V187H87L88 192L86 194L89 195V192L91 190L94 193H99V195H103L104 191L105 192H110V191L114 192L116 188L117 189L122 188L123 184H119L118 186L115 185L116 184L114 182V176L115 175L112 176L113 174H111V175ZM240 175H242V177ZM237 176H240V177H237ZM108 178L110 180L113 178V180L110 181V180H108ZM221 181H222V183H221ZM196 182H198L199 185H200V183L203 184V188L201 185L200 186L196 185L197 184ZM169 183H170V185H169ZM216 183H217V181H216ZM219 183H221V184H219ZM206 184H207V181H206ZM21 185H23V184H21ZM193 185H195L196 187H194ZM100 186H101V189H100ZM237 186L239 187V189H241L242 192L239 191ZM253 186L257 187V189H255L256 192L253 191L254 193L251 190H254V188H256V187H253ZM21 187H23V186H20L18 188L20 189ZM114 187H115V189H113ZM216 187H218V188L220 187V188L218 189ZM235 188H237V189H235ZM139 190H140V192H139ZM215 190H216V193H215ZM224 190H223V192H224ZM100 191H101V193H100ZM155 192L159 194L157 196L159 197L160 200H158L156 198ZM193 192H195V193H193ZM217 192H218V194H217ZM247 192H248V195H247ZM90 193H92V192H90ZM225 193H226V195H229L227 192H225ZM144 194H145V192H144ZM253 194H254V196H253ZM99 195H97V196H99ZM238 195L240 196V194H238ZM256 195L257 196L261 195L262 199L259 201V199L261 197L259 198V196H258V198H257ZM146 196H148L149 199ZM150 197L152 198V200H150ZM254 197H256V198H254ZM192 198H194V199H192ZM81 199H83L85 201H83ZM23 200H24V197L21 196L18 198L17 202H21ZM154 200L157 203H154ZM152 201H153V203H151ZM258 201L260 203H258ZM129 202H132V203L129 204ZM134 204H135V206H133ZM257 204H255V205L258 206ZM131 207H132V209H131ZM262 211H264V210H260V212L262 214L259 211H258L259 214H255L257 216V218L263 217L264 212H262ZM3 214H7V212L4 210ZM43 214L46 215V218L44 217L45 215H43ZM48 214H50V215H48ZM260 214L262 215V217H260ZM138 215H140V216L142 215L140 217V219L138 218L139 217ZM42 216L44 218H42ZM210 217H213V220ZM211 220H212V222H211ZM263 222H264V219H263ZM263 222L261 223V225L264 224ZM111 225H114V227ZM33 226H34V228H33ZM258 226L260 227L261 230L262 229L264 230V228H262L264 225L262 227L260 225H258ZM26 227H27V229H26ZM60 228L61 229L63 228L62 231L60 230ZM25 229L27 230L26 231L27 233L25 232ZM28 229H29V231H28ZM18 230H20V231H18ZM51 230H52V232H51ZM56 231L61 232V234H58L59 232L57 233ZM84 231H86V232L84 233ZM107 231H109V232L111 231L110 234ZM48 233L49 234L51 233L49 235V239H47V238H46V240L43 239V238H45L44 236H48ZM11 234L13 236H11ZM62 234H64L65 236ZM104 234H106V235H104ZM94 235L97 237L94 238L93 237ZM50 236H51V238H50ZM79 236H81L80 239H79ZM105 236H106V238H105ZM109 236H110V238H108ZM118 236L121 239H119ZM92 237H93V239H92ZM199 237H203V238H199ZM88 238H89V241H88ZM112 238L114 240H112ZM232 238L234 239V237H232ZM57 239H58V241H56ZM42 240L43 241L45 240V242L42 243ZM89 242H90V244H88ZM94 242H95V244H94ZM38 243H40V244L42 243L44 246L41 249L42 245L39 244L41 246L40 250L39 251L37 250V252L35 251L37 253V255H39V256H37L36 253L34 252V246H37ZM45 243H47V244L45 245ZM76 243H78V245ZM75 246H76V248H75ZM145 246H148V247L145 248ZM149 246H151V247H149ZM29 247H31L33 249H31ZM101 247L103 250L101 249ZM138 247H140L141 250H137V249H139ZM142 247L144 249H147L148 251L144 250ZM134 248H136L135 249L136 251L133 250ZM27 250H29V251L26 252ZM96 251H101V252H99L100 256L97 255ZM103 251H104V254H101V253H103ZM142 251L144 252V254ZM30 252H31V254H30ZM32 252H34L36 256L33 257ZM46 252H48V253H46ZM28 254H29V256L33 257V258L31 257L32 259L31 258L29 259L30 261L27 260L28 259L27 257H29ZM1 255H3V256H1ZM21 255L22 256L25 255L24 259L18 260L21 257ZM95 255H96V257H95ZM101 255L104 257V259H102L103 257H101ZM107 258H109V259H107ZM11 259L16 260V261L10 262ZM26 260H27V262H25ZM103 260L106 261V263ZM102 263H98V264H102Z\"/></svg>","mask_w":264,"mask_h":264}]
</instances>
